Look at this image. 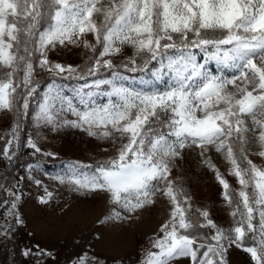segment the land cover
<instances>
[{
  "label": "snow or ice",
  "instance_id": "1",
  "mask_svg": "<svg viewBox=\"0 0 264 264\" xmlns=\"http://www.w3.org/2000/svg\"><path fill=\"white\" fill-rule=\"evenodd\" d=\"M87 34L95 45L84 39ZM81 40L93 53L85 67L48 60L49 48L79 46ZM125 47L133 50L126 67L137 71L156 61L154 74L167 76L168 87L146 92L116 80H95L92 87L107 85L106 102L97 104L91 92H84L79 107L49 91L34 114L37 123L120 142L115 156L95 165L72 163L57 179L76 191L105 193L127 213L155 203L158 192L168 198L171 210L160 228L163 236L153 241L156 251H147L141 264H171L179 257L190 258L191 264H226L233 244L250 254L254 264H264V168L249 159L245 148L253 137L264 158V0H0V110L27 114L36 91L37 54L40 68L83 78L113 69L109 57ZM196 49L232 74L205 71ZM18 129L14 124L3 150L9 161L15 156L9 151L13 143L19 146ZM27 144L40 151L32 138ZM192 146L201 149V157L214 149L231 166L238 190L231 189L211 158L203 159L223 188L231 228L218 226L207 210L197 209L193 216L190 196L169 179L170 162ZM18 201L15 196L7 215L22 223L15 212ZM110 218L125 217L113 210ZM205 228L212 234H202ZM246 239L252 244L246 246Z\"/></svg>",
  "mask_w": 264,
  "mask_h": 264
},
{
  "label": "rangeland",
  "instance_id": "2",
  "mask_svg": "<svg viewBox=\"0 0 264 264\" xmlns=\"http://www.w3.org/2000/svg\"><path fill=\"white\" fill-rule=\"evenodd\" d=\"M95 18L98 23L102 21V16ZM84 39L93 45L96 43L92 34H87ZM99 50L97 46V51ZM92 56L93 53L83 47V40L79 46L57 45L47 51V58L51 63H59L65 67L71 65L83 68ZM132 56L133 50L125 47L119 55L109 58L126 64ZM195 57L209 73L220 75L222 71L226 76L232 74V70L221 69L215 61L208 60L205 56L200 58L195 54ZM38 59L39 54L32 78L36 91L29 98L27 114L23 109L19 112L0 110V164L8 163L3 150L11 138L14 124L19 125V146L13 143L10 153H16L21 144L28 146L29 138L40 149L36 152L28 146L34 151L33 159L27 162L18 185L8 189V195L1 204L0 264H141L147 251H156L152 247L153 241L163 236L160 228L169 219L171 210L168 198L158 192L155 203L134 213H127L112 204L105 193L76 191L69 184L60 183L57 177L68 173L70 164L79 162L95 165L115 156L120 142L113 144L111 139H97L70 126L54 127L37 123L34 114L49 91L70 98L79 107L84 92H91L92 100L97 104L106 102L104 92L107 91V85L100 89L92 87L95 80H116L137 91L147 92L165 90L169 84L167 76L161 78L155 75L159 67H153L141 76L114 71L104 76L85 75L86 77L80 78L78 75L70 76L67 72L57 74L42 69L38 66ZM75 76L79 80L71 82L69 78ZM19 91L22 93V104L23 89ZM65 115L68 120L75 119L71 114ZM248 140L245 148L249 159L264 168V158L257 154L260 151L258 143L251 136ZM200 153L201 149L195 146L186 147L180 157L170 162L169 179L174 182L176 189H183L190 196L193 216L197 215V209L207 210L218 226L231 228L234 222L230 216L231 208L223 199V188L216 179L215 172L203 163V159L211 158L231 189H239L238 181L229 174L231 166L220 153L214 149H209L205 157H201ZM45 189L52 193L51 197L47 196ZM10 193L19 196L15 212L22 223H17L14 215H7L11 202L15 199ZM42 197L47 203L40 202ZM113 210L121 212L125 218L106 219L112 215ZM207 230V235H211V230ZM245 243L249 246L252 241L246 239ZM26 250H30L28 256L23 254ZM225 259L226 264H254L250 254L234 244L228 247ZM171 264H191V260L179 257Z\"/></svg>",
  "mask_w": 264,
  "mask_h": 264
},
{
  "label": "trees",
  "instance_id": "3",
  "mask_svg": "<svg viewBox=\"0 0 264 264\" xmlns=\"http://www.w3.org/2000/svg\"><path fill=\"white\" fill-rule=\"evenodd\" d=\"M195 54H197L200 58H203L205 56V53L201 52L199 49L195 50ZM115 67L113 69H104L103 71H100V73H97V76H104L107 74H110L114 71H119V72H124L128 73L130 75H135V76H141L147 73L150 69L153 67H159L158 62L153 61L147 69H142V70H137V71H132L131 65H128L127 67L125 66V63L120 62V61H113ZM139 63V61H138ZM86 77V76H84ZM59 79V78H57ZM71 82H77L78 76L69 78ZM65 80V79H63ZM68 80V79H67ZM33 149L28 147V146H23L22 144L18 148V151L15 153L14 158L9 161L8 163L5 164H0V212H2L3 207H1V204L4 199H6L9 188H16L18 185V181L20 178V175L25 169V165L27 164L28 161L33 159ZM207 229H201L200 232L202 234H207Z\"/></svg>",
  "mask_w": 264,
  "mask_h": 264
}]
</instances>
